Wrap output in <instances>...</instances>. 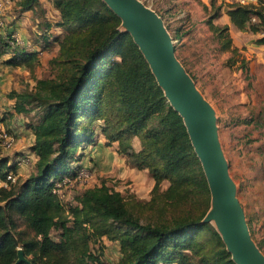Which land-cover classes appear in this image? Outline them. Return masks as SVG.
Listing matches in <instances>:
<instances>
[{"label":"trees","instance_id":"16d2710c","mask_svg":"<svg viewBox=\"0 0 264 264\" xmlns=\"http://www.w3.org/2000/svg\"><path fill=\"white\" fill-rule=\"evenodd\" d=\"M51 1L59 12L56 25L64 33L52 63L69 65L64 70L69 72L9 94L14 113L35 112L38 118L28 123L32 172L0 188V264H15L19 248L27 259L19 264H108L91 248L103 237L119 247L116 264H235L214 225L202 222L211 206L210 191L183 118L167 101L132 36L121 29V19L103 0ZM17 4L20 12L35 11L41 0ZM205 8L206 24L219 50L230 53V65L240 53L228 25L214 23L222 12L238 30L261 33L256 41L264 45V0L244 5L211 0ZM12 34L0 33V58L9 66H32L38 53L21 47ZM41 35L47 46L53 36ZM4 128L17 136L11 127ZM98 136L116 143L128 165L147 170L155 194L148 203L131 198L128 206L105 182L79 190L73 203L66 202L64 189L75 180L85 150ZM15 158L0 154L1 178L17 173ZM65 178L71 183L61 186L65 196L60 198L57 184ZM164 181L169 184L160 192ZM190 199L203 203L199 217L171 223L143 222L133 209L156 202L162 211ZM55 230L58 238L52 236Z\"/></svg>","mask_w":264,"mask_h":264},{"label":"rangeland","instance_id":"374dc122","mask_svg":"<svg viewBox=\"0 0 264 264\" xmlns=\"http://www.w3.org/2000/svg\"><path fill=\"white\" fill-rule=\"evenodd\" d=\"M140 1L161 18L166 32L174 39L177 60L212 110L218 146L234 185L239 208L253 243L264 256V45L256 41L262 35L238 30L231 24L225 11L222 12L214 23L228 25L232 44L240 53L238 61L230 65L227 63L230 53L219 50L218 41L206 24L208 12L205 7L210 8L211 0ZM214 1L216 5L232 2ZM17 2L9 0L6 9L0 14V19L5 21L0 33L5 36L14 32L21 47L35 51L38 55L30 67H9L0 58V79L3 80L0 84V116L4 118L16 114L12 103H7L12 98L9 94L33 89L38 79L54 78L57 74L64 77L69 72H64L69 65L62 68L58 63H52L59 54L64 34L56 25L59 12L52 1L41 0L40 8L27 12H20ZM120 27L123 30L130 29L122 21ZM44 31L53 36L47 40V46L41 35ZM176 36L179 39L176 40ZM178 55L182 60L178 59ZM243 58L244 64L241 62ZM18 116L11 128L18 132L20 142L12 151L0 152L3 156L16 155L17 159H30L28 166H17L18 169L25 168L15 174L17 180L24 179L34 168L35 157L29 153L33 137L28 123L35 122L38 114L32 112ZM25 130L27 135L22 132ZM98 137L95 144L85 150L81 166L86 169L87 175L64 189L66 202L73 203L79 190L105 182L111 189L121 193L128 206L131 198L144 205L148 203L155 194L152 192L154 180L147 170L128 165L126 157L118 153L116 143L107 144L102 136ZM133 145L139 149L137 139H134ZM168 184V181H164L159 191H164ZM195 201L190 199L162 211L156 202L151 206H135L133 209L143 222L171 223L199 217L204 206ZM205 217L202 222H205ZM206 223L216 228V222ZM52 236L58 238V231H53ZM91 248L94 253H101V259L108 264H116L121 256L117 243L107 237L93 242Z\"/></svg>","mask_w":264,"mask_h":264},{"label":"water","instance_id":"95a60500","mask_svg":"<svg viewBox=\"0 0 264 264\" xmlns=\"http://www.w3.org/2000/svg\"><path fill=\"white\" fill-rule=\"evenodd\" d=\"M103 1L130 27L125 31L138 45L167 101L183 118L210 191L211 206L205 222H216L235 264H264V256L248 232L221 156L212 110L177 60L174 39L166 32L161 18L140 0ZM26 261L19 248L15 264Z\"/></svg>","mask_w":264,"mask_h":264},{"label":"built area","instance_id":"2783aa9c","mask_svg":"<svg viewBox=\"0 0 264 264\" xmlns=\"http://www.w3.org/2000/svg\"><path fill=\"white\" fill-rule=\"evenodd\" d=\"M232 2L238 3V4H247L250 3L254 0H230ZM7 3H9V0H0V14L3 13V11L6 9L7 7ZM3 20L0 19V27L3 26ZM11 38L16 42V43H20L18 36L14 33L11 35ZM12 42V40H11ZM17 136L11 132H9L7 129H5L2 124L0 123V152H9L12 151V149L15 147L16 143H17ZM30 164V159L29 158H24V157H19L18 159L16 158V165L19 166H28ZM86 169L82 168L79 170V172L77 173L75 180H80L81 178H83L84 176L87 175L86 173ZM16 182V176L13 172H9L5 178H1L0 177V188H8L10 187L12 184H14ZM70 184V179L69 178H65L64 181L62 183H58L57 184V190L56 192L59 194L60 198H63L65 196V194H63L62 192H60V188L63 185L66 184ZM69 186V185H68Z\"/></svg>","mask_w":264,"mask_h":264},{"label":"crops","instance_id":"0c3cea01","mask_svg":"<svg viewBox=\"0 0 264 264\" xmlns=\"http://www.w3.org/2000/svg\"><path fill=\"white\" fill-rule=\"evenodd\" d=\"M7 66H9V65H7ZM9 67H10V66H9ZM2 81H3V80L0 79V84L2 83ZM0 96H1V95H0ZM1 100H2V99H0V102H2ZM7 103H9V104L12 103V105H13V104H14V99L11 98L10 100H8ZM9 104H8V105H9ZM13 112H14V111H13ZM18 115H21V114H18ZM18 115H17V114H10V115H9V118H4V116L1 115L0 117L4 119V120L2 121V123H1L2 126L5 125V126H8V127H14V121H15V119L18 120V117H20V116H18ZM26 115H28V114H26ZM17 123H18V122H17ZM5 126H4V127H5ZM22 132H23L25 135H27V134H26V132H27L26 130H25V131H22ZM15 133H17V136H18V140H17V143H16V145H17V144H19V142H20V137H19V134H18L17 131H16ZM30 133L32 134L31 131H30ZM31 134H30V135H31ZM32 137H33V134H32ZM16 145H15V146H16ZM21 167H25V166H21ZM23 169H25V168L18 169L17 172L20 171V170H23ZM29 174H30V173H29ZM29 174H27L26 176H24V178L27 177ZM20 179H21V178H20Z\"/></svg>","mask_w":264,"mask_h":264},{"label":"bare ground","instance_id":"6f19581e","mask_svg":"<svg viewBox=\"0 0 264 264\" xmlns=\"http://www.w3.org/2000/svg\"><path fill=\"white\" fill-rule=\"evenodd\" d=\"M146 6V5H145ZM147 7V6H146ZM148 8V7H147ZM125 28V27H124Z\"/></svg>","mask_w":264,"mask_h":264}]
</instances>
